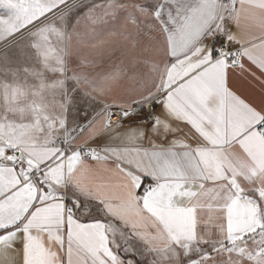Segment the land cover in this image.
<instances>
[{
	"label": "snow or ice",
	"instance_id": "snow-or-ice-1",
	"mask_svg": "<svg viewBox=\"0 0 264 264\" xmlns=\"http://www.w3.org/2000/svg\"><path fill=\"white\" fill-rule=\"evenodd\" d=\"M0 264H264V0H0Z\"/></svg>",
	"mask_w": 264,
	"mask_h": 264
},
{
	"label": "crops",
	"instance_id": "crops-1",
	"mask_svg": "<svg viewBox=\"0 0 264 264\" xmlns=\"http://www.w3.org/2000/svg\"><path fill=\"white\" fill-rule=\"evenodd\" d=\"M107 55L108 54H105L103 57H98L97 58L98 61H99L97 66L100 67V68H103L104 70H108L109 68L112 67V63H109L107 61ZM115 55H118V53H115ZM115 62H117V61H113V63H115Z\"/></svg>",
	"mask_w": 264,
	"mask_h": 264
}]
</instances>
